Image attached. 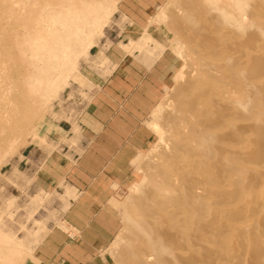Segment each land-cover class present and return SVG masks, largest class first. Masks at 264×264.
<instances>
[{"label": "rangeland", "instance_id": "374dc122", "mask_svg": "<svg viewBox=\"0 0 264 264\" xmlns=\"http://www.w3.org/2000/svg\"><path fill=\"white\" fill-rule=\"evenodd\" d=\"M6 1L12 4L15 0ZM31 1L24 0L26 3ZM92 1L85 0L84 3L91 6L98 0ZM216 1L166 0L149 19L142 20L138 43L128 40L122 46L130 54L143 48L153 53L165 52L164 65L168 67V73L159 101L147 115H141L133 122L139 129L135 134L142 136V140L148 139L145 149L135 153L122 184L113 185L103 204L96 200L99 191L90 190L92 163L88 153L91 140L95 139L96 125L112 122L113 108H100L99 103L115 107L113 98L116 96L108 84L114 68L112 60L119 56L129 23L122 13V0H110L111 5L106 2L105 9L97 12L95 21L81 18V30L70 29L65 43L68 46L62 43L52 47L55 58L45 56L42 61L32 62L29 61V47L14 41L10 11L0 5V55L6 54L2 59L10 69L9 78L26 86L30 83L26 75L35 64L43 68L48 80L26 107L25 118L28 120L21 137L16 142L0 144V264H131L127 261L129 253L139 254L145 264H168L173 260L174 264H223L219 255L212 258L217 231L204 219L214 217L223 231L229 209L234 208V196L242 197L243 189L251 184L247 171L252 169L249 158L245 162L241 154L228 156L232 136L218 148L209 141L204 149V157L206 154L208 157L202 159L208 165L206 171L212 190L216 187L211 178L220 177L224 183L221 201L211 195L204 205L194 208L189 230L179 227L186 234L189 232V238L171 237L172 251L158 249V238L150 224L161 218L150 198L152 195H148L156 190L155 171L172 143L173 137L167 127L171 119L182 117L176 104L177 95L182 93L186 97L197 92L192 85L196 84V78L201 75L199 69L205 62L197 59V53L191 47H199L206 39V24L219 14L212 4L216 5ZM240 5L245 20L238 32L227 37L229 44L224 55L230 59L242 53L241 65L237 70H229L227 59L220 53L217 55L219 60L213 63L221 73L224 89L228 93L234 91L229 93L231 96L238 94L243 98L242 102L253 99L248 109L255 112L258 122L264 120V90L254 89L256 85H264V0H240ZM229 31H232L229 27H218L215 34H209L210 41H218L220 35H229ZM67 57L70 60L63 68H58V60ZM213 71L216 70L210 69L214 75ZM228 106L232 108V102ZM174 127L183 129L187 135L185 129L188 127L182 121ZM226 132L230 133V129ZM0 134V137L4 134L1 128ZM128 148L132 154L134 149ZM217 150L224 152L222 162H217ZM95 165L97 163H93L94 168ZM139 196L143 197L142 202ZM86 199L91 201L86 207L88 212L79 211L74 219L76 222L89 220L91 225L101 226L100 232L105 230L107 223L114 224V234L109 242L93 245L95 250L83 243L81 234L71 229L66 218L72 207ZM139 204L149 210L151 217L139 212L142 208ZM142 217H147L148 221ZM133 231L140 234H132ZM187 245L189 252L184 250Z\"/></svg>", "mask_w": 264, "mask_h": 264}, {"label": "bare ground", "instance_id": "6f19581e", "mask_svg": "<svg viewBox=\"0 0 264 264\" xmlns=\"http://www.w3.org/2000/svg\"><path fill=\"white\" fill-rule=\"evenodd\" d=\"M109 1L98 0L90 6L89 3H84L85 0H32L29 3L24 0H15L12 4L6 0H0V5L6 6L10 11L13 18L12 27L15 31L14 41L29 47L31 51L29 61L32 62L33 60L42 61L46 57L55 58L56 54L52 53V47L62 43L68 46L65 43L68 42L70 29L74 27L73 29L76 28L77 31L81 30V18L87 17L95 21L97 12L105 9L106 2L109 3ZM212 4L219 14L216 12L218 16L211 21L209 19L206 24V39L199 44V47H191L197 53V59L205 62L203 68L200 64L201 75L196 78V84L192 85L197 92L186 96L188 99L182 93L177 95L176 104L179 107L177 108L181 109L182 117L177 116L178 119L174 117L167 127L173 137L172 143L169 147L167 145L169 152L163 155L159 168H157L158 171H155L156 179H158L156 190L147 193L152 195L150 198L155 203L161 219L157 222L152 221L150 224L147 222V217H144L147 219L144 222L150 224L156 232L154 236L158 238L159 251L164 252L165 248L173 250L170 245L173 236L174 238L177 236L189 238V232L186 234L185 231L189 230L194 208L204 205L206 198L211 195L216 196L219 201L222 199L224 183L221 182L220 177L216 179L214 177L211 180L216 188L212 190V186L210 187V179L206 171L208 165L202 160L208 157L207 154L204 157V149L209 141H212L218 148L221 142L226 141L228 136H232L228 156L241 154V159L245 162L247 157L249 158L252 169H247V171L249 173L248 182L251 184L247 189H243L242 197L234 196V208L231 202L232 209H229V217L226 219L223 231H221L220 224L215 222L214 217L206 218L207 220L203 218L209 223L208 225L213 224L217 231L214 242L215 253L212 258L215 259L216 254L219 255L223 264H264V120L256 122L255 112L248 109L252 104V98L242 102L243 98L241 99L238 94L237 96L229 94H233V90L228 93L224 89L221 73L213 63L219 60L217 55L220 53L222 58L227 59L229 70H237L238 65H241L239 62L243 57L242 53L229 59L224 52L229 44L227 37L230 33L235 34L242 28L245 15L241 14L240 0H217L216 5L214 2ZM218 27L220 29L229 27L232 31H229V35H220L218 41H210L209 34H215ZM257 48L258 46L253 50L256 51ZM4 54L2 57L0 55V82H2L0 83V128L4 133L0 137V144L13 143L21 137L28 120L27 117L25 118L26 107L33 96L37 95L41 85H46L48 82L43 68L40 69L35 64L31 65L32 69L26 75L29 84L21 86L11 81L10 69L2 59L6 57ZM69 60L68 57L59 59L58 68L64 67ZM210 69L216 70L213 71L214 75L210 73ZM255 88L264 90V85H256ZM230 102L233 104L232 108L228 106ZM179 121L189 128H184L188 130L187 135L183 133V129V131L179 127L175 129L174 125ZM228 128L230 133L226 132ZM215 155L217 162H222L224 152L217 150ZM147 194L143 196L144 198L141 197L143 194L139 196L141 202ZM141 202L138 203L143 205ZM144 210L145 208L142 207L138 211L144 216L148 214L151 217L149 210H145L146 214ZM179 227L185 231L180 230ZM170 228L175 230L172 231ZM137 231H133L132 234ZM184 250L189 252L188 245ZM163 252L160 253L163 254ZM129 254L127 261L131 264H145L139 258V254ZM173 261L168 264H174Z\"/></svg>", "mask_w": 264, "mask_h": 264}, {"label": "crops", "instance_id": "0c3cea01", "mask_svg": "<svg viewBox=\"0 0 264 264\" xmlns=\"http://www.w3.org/2000/svg\"><path fill=\"white\" fill-rule=\"evenodd\" d=\"M165 1L122 0L121 2L122 13L129 23L125 28L124 43L121 45L119 56L112 60L114 68L109 76L108 85L116 96L113 98L115 107L107 103H99L100 108H113L110 118L112 122L96 125L95 139L91 140L88 153V160L92 163L89 186L92 192L99 191V195H96L98 204H103L107 199L106 194L113 185L122 184L127 174V167L135 157V153L145 149L148 142V139L142 140V136L135 134L139 129L133 122L141 115H147L159 101L161 90L166 86L168 73V67L164 65L166 53H153L152 50L143 48L142 51L136 50L130 54L125 52L122 46L128 43V40L138 43L142 35L138 31L142 28V20L149 19L153 11ZM128 147L134 149L132 154ZM93 163H97L95 168ZM88 200L86 199L88 203L79 201L77 207H72L67 212L66 218L71 229L81 234L83 243L92 248L93 245L109 242L114 234V224L107 223L105 230L100 232L101 226L91 225L89 220L76 222L74 219L77 218L79 211L88 212L86 207L91 203ZM101 206L100 208H103V205Z\"/></svg>", "mask_w": 264, "mask_h": 264}]
</instances>
